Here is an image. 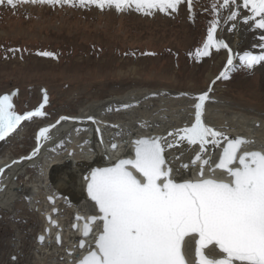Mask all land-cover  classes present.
Here are the masks:
<instances>
[{
  "label": "rangeland",
  "instance_id": "obj_1",
  "mask_svg": "<svg viewBox=\"0 0 264 264\" xmlns=\"http://www.w3.org/2000/svg\"><path fill=\"white\" fill-rule=\"evenodd\" d=\"M190 2L191 10L189 0H182L175 10L160 11L157 4L150 11H137L135 5L117 11L107 4L80 6L78 0L15 7L5 0L0 6V96H11L12 110L18 115L39 108L45 96L47 101L41 109L44 116L21 121L0 140V156L7 151L13 156L26 154L44 123L62 114L75 115L91 101L133 88L194 93L208 87V76L213 75L216 95L220 91L224 97L264 110V75L257 64L249 69L240 60L227 69V57L220 61L224 51L216 48L209 49L208 57L197 56L212 22L216 29L222 27L224 0ZM215 6L219 7L212 11ZM221 72L226 75L220 77ZM115 112L104 119L127 120L124 113ZM26 173L28 177L18 178L21 184L37 178L38 167ZM23 197L13 211L0 209V264H42L44 254L33 239L42 221L32 211L36 206L25 193Z\"/></svg>",
  "mask_w": 264,
  "mask_h": 264
},
{
  "label": "snow or ice",
  "instance_id": "obj_2",
  "mask_svg": "<svg viewBox=\"0 0 264 264\" xmlns=\"http://www.w3.org/2000/svg\"><path fill=\"white\" fill-rule=\"evenodd\" d=\"M181 2L78 0L80 6L96 4L103 8L107 4L114 5L117 11L132 5L137 11H150L157 4L160 11L175 10ZM234 2L224 0V6ZM4 3L5 0H0V6ZM16 3L54 6L58 3L75 4L77 0H7L12 7ZM249 4L251 12L259 17L254 20L255 27L264 30V0H243L245 8ZM216 7L219 6L211 10L216 11ZM189 8L191 10L190 0ZM236 16L237 13L232 12L228 19ZM244 22L252 23L247 17ZM216 27L217 23L212 22L207 40L197 51V56L208 57L211 48L229 49L227 43L221 45L214 40ZM260 39L264 42V35ZM261 51L264 52V48ZM40 54L53 55L49 52ZM241 60L250 69L264 61V55L245 53ZM232 64L233 58L229 54L227 65ZM225 75V72L220 73V77ZM196 99L195 122L182 130L185 135L180 139H186L192 145L199 143L201 152L197 159L203 155L206 144L217 145L219 140H226L216 167L226 170L230 181L204 178L203 165L199 179L183 180L181 170H190V165L181 164L174 175L173 168L167 165L162 155L165 146L172 148L175 145L162 142L161 138L136 140L134 159H120L114 166L93 168L85 177L88 197L98 207L99 220L103 224L102 231L95 238V249L88 250L78 264H187L185 253L192 240L196 264H264V152H245L238 158L239 166L232 167L243 141L228 139L224 133L206 126L202 122V108L208 93L204 92ZM12 107L9 95L0 96V140L12 133L21 121L45 115L41 111L43 104L23 115L16 114ZM48 132V127L41 128L37 141L47 139ZM191 166H195L194 160ZM89 231L85 224L83 234L87 236ZM80 246L83 247V241Z\"/></svg>",
  "mask_w": 264,
  "mask_h": 264
},
{
  "label": "bare ground",
  "instance_id": "obj_3",
  "mask_svg": "<svg viewBox=\"0 0 264 264\" xmlns=\"http://www.w3.org/2000/svg\"><path fill=\"white\" fill-rule=\"evenodd\" d=\"M232 12H236L237 16L228 19ZM245 17L252 23H245ZM221 18L222 27L215 30L213 38L221 45L227 43L230 51L221 47L220 49L224 53L220 57V61L223 62L225 57L228 59L231 54L233 63L236 64L245 55H242V50L244 51L245 48L246 53L264 55V52L261 51L264 48V42H261L260 39L264 35V30H258L255 27L254 20L259 17L251 12V4L245 8L243 0H235L234 3L223 7ZM257 65L264 75V61ZM228 66L225 65L227 69ZM225 67H222L223 71ZM208 77L211 82L209 86L202 91L194 89V91L196 90L195 94L188 92L187 94L191 97H187L186 92H175L167 87H164L165 89L133 88L123 94L91 101L80 108L77 114L68 115L72 117L70 119H62L57 123L56 118L41 125L35 132V143L28 153L13 156L7 151L0 156V169H2L0 171V209L13 211L15 202L23 199L25 193L31 206L33 208L36 206L32 211L39 214L44 206L40 216L42 221L40 231H43L45 226L52 231L55 229L54 225L48 222L45 217L47 212L50 213L51 220L56 219L61 227L63 237L61 247L54 248L47 244L35 246L34 244L35 248L44 254L41 259L42 264H65L69 258L75 260L77 255L84 253L85 250L82 251L76 247V241L81 237L80 227L77 230L71 228V221H73L71 215L74 211L80 214L95 213L93 203L88 202L82 194L81 175L93 163L99 165L104 163V151L107 152L110 159L114 160L123 154L130 153L131 137L152 132L162 134L164 141L175 145L172 148L166 146L165 149L174 172L180 167L179 162L187 161L189 163L194 153L201 152L199 143L192 145L186 139H180L185 135L182 130L191 127L195 122L194 106L198 102L196 98L200 94L208 93V99L202 108V122L206 126L222 132L224 135L246 136L250 142L243 147L244 150L263 148L264 110L242 100L224 97L220 91L217 92L219 96L216 95L213 89L214 76L209 75ZM113 111L124 113L127 120L106 121L104 116L113 113ZM73 116L79 117V119L74 120ZM90 116L93 119H88ZM45 127L49 128L48 138H41L38 142L37 134L41 128ZM114 140L117 141L118 146L112 150L108 146ZM222 140H219L217 145L206 144L203 154L215 159ZM59 147H63V149L56 155V150ZM69 150L72 152L69 153ZM198 164L196 163L194 167L190 166V170L182 169V176L187 177L188 174H195ZM30 167H38L39 175L29 181L27 179L22 185L18 178L24 174V177H28L26 172ZM214 173L218 177H224L220 171ZM205 174H207L206 171ZM61 192L70 194L71 199L64 197ZM47 194L55 197V203H48L46 209ZM52 208H57L58 213H54ZM78 224L80 225V222ZM96 227H98L97 223L94 225L95 232ZM55 232L46 235L45 241L51 242ZM93 238L92 234L86 237V241L90 244ZM190 243V249L186 252L189 260L191 259L192 241ZM68 249H71L73 254H69L66 251Z\"/></svg>",
  "mask_w": 264,
  "mask_h": 264
},
{
  "label": "water",
  "instance_id": "obj_4",
  "mask_svg": "<svg viewBox=\"0 0 264 264\" xmlns=\"http://www.w3.org/2000/svg\"><path fill=\"white\" fill-rule=\"evenodd\" d=\"M74 117V116H73ZM61 118H67V119H70L72 117H69V116H66V115H61L57 118V121H60L62 120ZM74 120H78L79 117H74L73 118ZM225 137H227L228 139H241L243 141V143H241V145L239 146L238 148V151H237V161L234 162L233 165H231L232 167H238L239 166V163H238V158L240 155H243L245 152H252V151H261V152H264V146H263V149H258V148H255V149H247V150H244L243 147L245 145H247L249 142H250V139L247 138L246 136L244 135H239V134H235V135H230V134H225ZM153 138H161L162 139V142L164 141L163 140V135L162 134H158V133H151L150 135H139V136H133L131 137L130 139V146H131V150H130V153H126V154H123L122 156L118 157L117 159H110L109 156L107 155V152L104 151V163L102 164H92L91 166H89L87 169L84 170V172L82 173L81 175V181H82V194L84 195V197L86 199H88L89 201H91L94 206H95V209H96V213L95 214H90L88 215V217L86 218L84 215L78 213L77 211H74L73 214H72V217L74 219V222L72 223L71 225V228L73 230H76L78 228V220L81 221V238L78 240V248L79 249H82L84 248V246L86 245V241L84 240L85 237H88V236H91L92 234L94 235V238L92 240V242L90 244L87 245L86 247V251L81 254V255H77L76 259L73 261V260H70L69 263L67 264H78V261L80 259L83 258L84 255L87 254L88 250L90 249H95V238L99 235V233L102 231V224L103 222L101 220H99V216L101 215L98 211V207L95 205V202L92 201L90 199V197H88V194H87V181L85 179V177L89 176L90 173H91V170L93 168H103V167H109V166H114L120 159H134L135 158V141L136 140H139V139H153ZM112 145H115V148L112 147ZM118 146V143L117 141H112L110 144H109V148L110 149H116ZM226 146V140H222L221 141V145L219 146V151H218V155L217 157L215 158V160L213 161L211 159V157L208 155V156H205L204 154L202 156H200L199 159H197V154L198 152L194 153V155L192 156L190 162H184V163H179V166L181 164H188V165H192V161L194 160L195 161V165L196 163H199L198 164V170L196 171L195 173V177H183V180H191V181H195L197 179L200 178V170H201V165H203V175H204V178H213V179H216V180H222L224 182H229L231 177L228 175L227 171L226 170H222V169H219L216 167V165L219 163V159H220V156L223 152V148ZM165 149H166V146L164 147V151L162 153V155L164 156L165 160H166V163L168 166L172 167L171 164H170V158L167 156L166 152H165ZM72 151L69 150V153H71ZM205 160H209L210 163L208 164H204L203 162ZM208 165V175H205V166ZM194 167V166H192ZM131 170V169H130ZM186 170V169H184ZM215 170H219V171H222L224 173V176L223 178H216L215 174H214V171ZM176 175V174H174ZM178 182H182V181H178ZM58 188V187H57ZM64 197L68 198V199H71L70 198V194L67 195L63 192H61ZM48 201H50L51 203L54 202V198L52 196H48L47 197ZM53 212H56V208L53 209ZM95 217L96 219L93 220L91 218ZM46 219L48 221H51L52 225H57V222L55 220H50V216L47 215L46 216ZM96 222H99V228L95 231H93V224L96 223ZM85 224L88 225L90 231H89V234L87 236H85L83 233H84V229H85ZM43 240V236L42 235H39L38 236V241H42ZM56 241H57V244H60V234H57L56 236ZM81 241H83V247H81ZM194 249H195V243H194V240H192V252H191V259L189 260L188 257L186 256V260H187V264H196V257H195V253H194ZM71 252V251H69ZM186 255V253H185ZM237 264H239V262H237Z\"/></svg>",
  "mask_w": 264,
  "mask_h": 264
}]
</instances>
